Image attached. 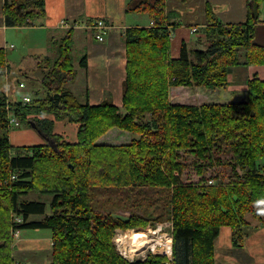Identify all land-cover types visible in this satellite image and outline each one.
<instances>
[{
	"label": "trees",
	"instance_id": "obj_1",
	"mask_svg": "<svg viewBox=\"0 0 264 264\" xmlns=\"http://www.w3.org/2000/svg\"><path fill=\"white\" fill-rule=\"evenodd\" d=\"M262 1L248 0V19L238 24L220 21L207 3L198 30L204 36L193 45L183 42L179 58L173 59L169 26L176 24L167 16V0H129L127 10L147 14L153 24L125 33V116L108 101L99 106L88 100L82 103L66 87L74 80L71 28L61 38L54 64L44 60L50 69L42 81L48 91L45 97L33 91L30 103H25L21 83L19 98L16 90L8 95L0 87V264H14L12 213L23 219L17 229L52 232V264H214V242L223 227L232 229L235 247H242L256 230L247 217L258 218L264 227V216L256 209L264 204V80L248 81L247 99L240 103L174 105L169 95L171 87L223 88L233 67L264 66V43L259 38L261 26L264 32ZM4 14L10 28L32 27L46 17L45 0H5ZM80 66L87 68L86 56ZM9 71L8 51L0 48V79ZM8 102L21 126L36 128L46 144H11ZM66 119L79 124L75 143L55 133V122ZM113 128L141 137L126 145L98 144ZM218 144L228 147L244 177L207 187L184 183L181 152L203 161ZM12 174L14 181L9 179ZM127 188L139 189L137 197L151 191L161 195L166 212L157 219L172 223L171 260L149 254L131 262L118 251L117 230H145L153 220L147 214L123 219L101 211L109 208L99 207L94 194ZM31 193L52 199L49 204L25 199ZM123 197L120 208L126 209L130 198L124 193ZM49 207L52 216L31 220L47 216Z\"/></svg>",
	"mask_w": 264,
	"mask_h": 264
},
{
	"label": "crops",
	"instance_id": "obj_2",
	"mask_svg": "<svg viewBox=\"0 0 264 264\" xmlns=\"http://www.w3.org/2000/svg\"><path fill=\"white\" fill-rule=\"evenodd\" d=\"M248 0H202L200 11L196 12L195 8H190V15L194 16L198 23L194 20L190 22H178L176 19H170L169 6L174 7L172 0H167L166 11L170 23H175L176 26L169 29L172 30L171 37V56L173 59H178L180 55V48L183 42L190 45L195 44L192 40L194 34L197 35L198 30L202 27L205 17V8L207 3L212 7L213 12L217 18L223 23L238 24L245 23L249 16ZM129 0H45L46 17L37 20L32 27L28 28H10L6 25L4 14L5 0H0V48L6 49L8 52L15 49L13 46L14 38L11 34L12 31L28 30L37 31L41 30L43 34L51 36V32L55 35L60 34L61 38L65 36L69 28H62V23L67 24L68 27L72 26L73 29V45L80 47L82 50V58L87 57V68L84 71V97L79 98L70 85L74 83L72 80L67 86L74 95L82 102L88 100L91 106H99L104 102H111L118 109L123 110V96H124V83L127 78V46L125 43V33L130 28L147 27L153 23L144 24L140 22V15L142 13L129 12L127 10ZM187 1L179 0L178 4H186ZM260 21L264 25V0L260 6ZM147 15V14H146ZM102 20L111 28L105 37L104 42H99L94 35L93 31L85 29L86 25H91L95 21ZM90 23V24H88ZM193 28H197L196 33H193ZM259 38L264 43L263 26L260 27ZM203 37L204 35H198ZM13 46V48H9ZM19 62H17V65ZM22 64V62H21ZM80 64V63H79ZM10 71L12 73L13 61L9 60ZM41 64L38 61L32 62L28 68L22 70L34 72L38 71ZM22 67V66H21ZM18 74L25 75L21 72ZM7 75V76H8ZM29 76V75H26ZM30 77V76H29ZM255 77L264 80V66H236L233 67L228 76V85L223 88L205 89L203 87H186L184 91H179L183 95L176 96L170 91V99L180 101L183 105H202L201 97L196 94L204 93L207 96L208 104H230L240 103L247 99L248 96V81ZM21 83V81L19 82ZM16 90V89H15ZM205 90V91H201ZM7 94L9 93L6 91ZM184 94L186 96H184ZM205 104V103H204ZM63 121L55 122V133L64 135L62 131L57 129L58 124ZM76 126V124H75ZM78 129V125L76 126ZM57 131V132H56ZM77 137V133H76ZM74 138L71 139L75 143ZM46 143V141L44 140ZM38 145H44L43 143ZM37 145H22L17 147H29ZM32 216L31 218H34ZM249 222L253 226L258 222L256 219L250 217ZM170 230L172 232V223L169 222ZM38 230V229H37ZM36 230V231H37ZM50 231V230H49ZM52 234V232H51ZM20 245V242H19ZM29 247V246H28ZM34 250H26L25 253H33ZM36 251V250H35ZM161 254V253H160ZM146 258V257H145ZM214 264H264V227L260 224L256 226L249 237L246 238L242 247H235L233 245V233L230 227H223L219 236L214 242ZM30 260L27 261L29 264Z\"/></svg>",
	"mask_w": 264,
	"mask_h": 264
},
{
	"label": "rangeland",
	"instance_id": "obj_3",
	"mask_svg": "<svg viewBox=\"0 0 264 264\" xmlns=\"http://www.w3.org/2000/svg\"><path fill=\"white\" fill-rule=\"evenodd\" d=\"M178 1L179 0H172L173 4L176 5L179 10H176L174 7H171L172 5L169 6L170 19H176L178 22L186 23L194 20L196 23H198V20L194 19L195 15H190L189 9L195 8L196 12L200 11L202 0H184L187 1L186 4L180 3L181 5L178 4ZM180 1L182 2V0ZM139 17L141 19L140 22H143L144 24L149 23L150 18L148 15L141 14ZM11 34L14 38L13 46L15 47V49L8 52V60L13 61L12 73L6 76L4 79H0V87H4V90L8 91V95H10L13 91H15V86H17L21 81V83L25 85V88H22V92L26 94L25 96H29L31 98V92L37 91L39 96L45 97L48 91L43 86L42 81L47 77V73L50 71V69L45 68L44 60L49 58L51 60V65L54 64V60L59 56L61 35H55L53 32H51V36H45V34H43L41 30H14L11 32ZM198 35H201V33L198 32L197 35L194 34L192 36V40H196L198 37H200ZM80 50H82L80 47L76 48L75 44L72 45L70 59L74 69V83L73 85H70V88L79 98H83L85 77L84 71L79 64L82 59V51ZM34 61H38L41 64L38 71H34L31 73L27 70H22L24 66H26L24 68L26 69ZM17 62H19L18 65ZM18 72H21L25 75L18 74ZM26 75H29L31 78H26ZM69 83H66V87H68L67 85ZM185 88L186 87H171L170 91L172 90V92L176 94V96H173L175 99L178 97L177 95H180L182 99L183 95L180 94L179 91L183 92V89ZM19 94L20 90L17 86L15 97L19 98ZM184 96L186 95L184 94ZM196 96L201 97V103L206 104L207 96L204 93L196 94ZM171 103L174 105H183L186 102L180 104V101L178 102V100H174V102L171 101ZM119 114L125 116V114H127V111L125 109H119ZM150 119L151 116L147 115L145 121H149ZM76 126L75 124L70 123L66 119L63 120L61 124H58L57 129L59 131H62L63 128H66V130L62 131L64 132L63 137L65 141H71L74 136L75 140L77 138ZM9 137L10 142L13 146L38 145L41 143H47V140L37 130L32 129L27 125H23L20 128L12 129L9 133ZM140 137L141 136L139 134L122 131L119 128H113L106 134L101 136L97 143L104 145L107 144L111 146L126 145L129 143L131 144L132 141L135 139H140ZM44 140L46 141V143L44 142ZM217 146L219 148H217ZM217 146V150H214L212 153H210L207 158L203 161L199 160L195 154L181 152L180 161L185 165V169L181 175V179L184 181V183L207 187L216 186L220 184H230L239 179L238 175L240 177H244L245 173L242 172L239 167L235 166L233 162V155L228 151V147L223 144H218ZM202 167H204L205 170L201 171ZM175 175H178V173L176 172ZM115 191L116 192L114 194H111L110 192L101 190L94 194L95 203H98L99 207L104 206L109 208L108 210L103 208L101 209V211L111 212L114 214L113 216L117 218L121 217L123 219H128L133 214L140 215L141 217H148L147 215H149L153 220L152 226H149L145 230H117V236L115 237L114 243L118 251L122 254L123 257H125L131 262L137 260H144L145 257H147L149 254H159V251L163 252L161 246H157L155 249H152L149 248V245L147 248H143L140 251H135L134 249H131L132 247L128 244L131 241L132 234L135 233L145 235L150 239H163L162 237L164 236L171 237V235L165 234L168 233V231L170 230V221L167 219L163 222V220L160 221L157 219V217L162 215V212H166V209L163 208L165 203L163 199L161 200V195L151 191L148 195L137 197L136 194L140 190L132 188ZM123 193L127 194V196L130 198V203L126 209L120 208V206L124 205ZM25 199L36 200L49 204L52 197L39 195L38 193H31L29 196L25 197ZM256 209L258 210V212H260V214H262V216H264L263 203L257 205ZM50 215L52 216V212L49 207V209L47 210V216H35L34 218H31V220H42L46 217H50ZM11 218L13 228H11L10 230V239L12 242L11 247L14 251V264H27V261L29 260V264H52L54 241L52 240L51 231L47 229H38L37 231L34 229L20 230L17 229V227L18 225L23 223V219L20 216L15 215V213L11 214ZM254 219L258 221L256 222L257 224H255V226L260 224L258 218ZM119 237L124 238V242L121 243V245L117 242V239ZM26 250L34 251H32L33 253H25V255H23V252Z\"/></svg>",
	"mask_w": 264,
	"mask_h": 264
},
{
	"label": "built area",
	"instance_id": "obj_4",
	"mask_svg": "<svg viewBox=\"0 0 264 264\" xmlns=\"http://www.w3.org/2000/svg\"><path fill=\"white\" fill-rule=\"evenodd\" d=\"M72 28V26L68 27L67 24H64L62 23V28ZM85 29H89L90 31H93L94 32V35H95V38L99 41V42H104L105 41V37L106 35L108 34V31L110 30V26L108 24H106L104 21L102 20H98V21H95L93 24L91 25H86L84 27ZM197 31V28H193V33H196ZM9 48H13V46L9 47ZM20 87L21 88H25V85L23 83L20 84ZM31 101V98L29 96H24L23 97V102L25 103H30ZM11 106L8 102L7 106H6V109L8 110V123H9V128L12 130V129H16V128H20L21 127V122L19 121V119L17 118V116L11 111ZM16 179V176L15 175H12L10 177V180L11 181H14ZM21 221V220H20ZM170 235V234H168ZM161 250V248H160ZM160 255H163V256H166L168 257L169 260L172 259V253L171 255H166L164 254L163 252L159 251Z\"/></svg>",
	"mask_w": 264,
	"mask_h": 264
},
{
	"label": "bare ground",
	"instance_id": "obj_5",
	"mask_svg": "<svg viewBox=\"0 0 264 264\" xmlns=\"http://www.w3.org/2000/svg\"><path fill=\"white\" fill-rule=\"evenodd\" d=\"M163 239H150L149 237L141 234H132L131 241L128 243L135 251H140L143 248L155 249L157 246L162 247V251L166 255H171L172 253V238L169 236L162 237ZM117 242L121 245L124 242V238L119 237ZM128 242V241H127ZM145 250V249H144Z\"/></svg>",
	"mask_w": 264,
	"mask_h": 264
},
{
	"label": "water",
	"instance_id": "obj_6",
	"mask_svg": "<svg viewBox=\"0 0 264 264\" xmlns=\"http://www.w3.org/2000/svg\"><path fill=\"white\" fill-rule=\"evenodd\" d=\"M36 130V128H34ZM39 132V131H38ZM40 133V132H39Z\"/></svg>",
	"mask_w": 264,
	"mask_h": 264
}]
</instances>
